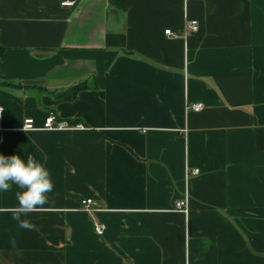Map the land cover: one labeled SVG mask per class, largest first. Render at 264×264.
Returning a JSON list of instances; mask_svg holds the SVG:
<instances>
[{"label":"crops","instance_id":"0c3cea01","mask_svg":"<svg viewBox=\"0 0 264 264\" xmlns=\"http://www.w3.org/2000/svg\"><path fill=\"white\" fill-rule=\"evenodd\" d=\"M121 1L0 0V154L55 185L34 231L0 192V264H264V0Z\"/></svg>","mask_w":264,"mask_h":264},{"label":"clouds","instance_id":"9594fccd","mask_svg":"<svg viewBox=\"0 0 264 264\" xmlns=\"http://www.w3.org/2000/svg\"><path fill=\"white\" fill-rule=\"evenodd\" d=\"M3 112L4 109L0 108V117ZM22 130L27 132L25 126ZM11 185L19 189L15 193L17 206L13 209V219L19 222L22 229L36 230L34 223L22 217L41 211L50 203L49 193L55 187L50 171L32 156L25 161L19 155L0 154V192H7Z\"/></svg>","mask_w":264,"mask_h":264},{"label":"built area","instance_id":"2783aa9c","mask_svg":"<svg viewBox=\"0 0 264 264\" xmlns=\"http://www.w3.org/2000/svg\"><path fill=\"white\" fill-rule=\"evenodd\" d=\"M61 5L69 6V5H72V2H63ZM198 28H199V24L197 20L188 19L185 22V25L182 31L177 32L171 29H166L164 32L165 34L171 37H181V36L184 37L187 33L197 32ZM187 108L193 111H200L203 108V105L202 103H191V104H188ZM24 126L27 130L33 129L34 128L33 120L26 119L24 121L22 129L24 128ZM42 128L47 129V130H70V129H82L83 126L81 124H69L65 121L57 120L56 116L52 112H50L46 116ZM197 174H199V169L194 168V169H187L185 175H186V178H188L191 175H197ZM187 199L188 198L185 195L184 198L176 200L174 204L175 209L178 211L187 213L188 212ZM81 207L83 210L87 212H95L99 210L97 207V203L92 198H86V199L81 200ZM94 230L98 235H102L104 232V225L101 224L100 222L95 221Z\"/></svg>","mask_w":264,"mask_h":264},{"label":"trees","instance_id":"16d2710c","mask_svg":"<svg viewBox=\"0 0 264 264\" xmlns=\"http://www.w3.org/2000/svg\"><path fill=\"white\" fill-rule=\"evenodd\" d=\"M113 1H114V3H116L118 5V7H121L122 9H125V5L123 4V2L121 0H113ZM3 51H4V49L0 46V62H1L2 55H3ZM1 84H4V83L1 82L0 85ZM82 88H83L82 85L73 86L68 91L61 93L57 97V100L58 101H60V100L72 101L76 97L78 91H80Z\"/></svg>","mask_w":264,"mask_h":264}]
</instances>
